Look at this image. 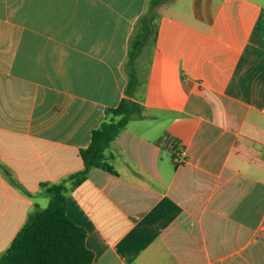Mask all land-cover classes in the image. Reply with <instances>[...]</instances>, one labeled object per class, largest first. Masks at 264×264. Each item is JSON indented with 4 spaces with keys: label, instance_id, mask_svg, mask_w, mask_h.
<instances>
[{
    "label": "crops",
    "instance_id": "1",
    "mask_svg": "<svg viewBox=\"0 0 264 264\" xmlns=\"http://www.w3.org/2000/svg\"><path fill=\"white\" fill-rule=\"evenodd\" d=\"M148 2L0 0V253L63 183L93 264H264V0L161 10L137 63L146 117L108 149L114 171L73 179L127 95Z\"/></svg>",
    "mask_w": 264,
    "mask_h": 264
},
{
    "label": "trees",
    "instance_id": "2",
    "mask_svg": "<svg viewBox=\"0 0 264 264\" xmlns=\"http://www.w3.org/2000/svg\"><path fill=\"white\" fill-rule=\"evenodd\" d=\"M175 1L149 0L146 11L137 21L125 62L129 76L127 95L118 106L107 107L104 121L93 130L91 144L81 149L85 167L73 175L75 183L86 179L96 167L114 171L108 149L130 121L146 117L144 105L135 98L139 85L137 63L152 42L155 44V20L161 10ZM165 142L174 147L179 145L178 139L172 137H167ZM45 193L50 197L48 206L31 214L10 247L0 253V264H93L95 254L87 247V230L67 213L65 185H45Z\"/></svg>",
    "mask_w": 264,
    "mask_h": 264
},
{
    "label": "built area",
    "instance_id": "3",
    "mask_svg": "<svg viewBox=\"0 0 264 264\" xmlns=\"http://www.w3.org/2000/svg\"><path fill=\"white\" fill-rule=\"evenodd\" d=\"M262 112L264 114V106L262 107ZM175 162L180 165L183 164L187 160V151L185 148H178L175 151L174 155Z\"/></svg>",
    "mask_w": 264,
    "mask_h": 264
}]
</instances>
